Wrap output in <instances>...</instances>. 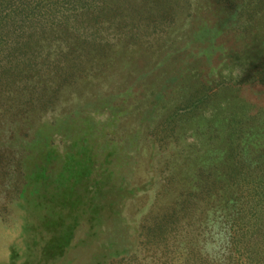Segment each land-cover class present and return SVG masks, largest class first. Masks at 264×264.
Returning <instances> with one entry per match:
<instances>
[{
  "label": "trees",
  "instance_id": "16d2710c",
  "mask_svg": "<svg viewBox=\"0 0 264 264\" xmlns=\"http://www.w3.org/2000/svg\"><path fill=\"white\" fill-rule=\"evenodd\" d=\"M105 117L109 147L134 134L129 117L145 123L153 166L141 183L133 162L97 216L120 208L111 264L163 235L166 264H264V0H0V119L18 132L0 144V187L26 184L47 123L66 138L63 173L86 151L76 184L105 179L90 157L106 143L88 139Z\"/></svg>",
  "mask_w": 264,
  "mask_h": 264
},
{
  "label": "rangeland",
  "instance_id": "374dc122",
  "mask_svg": "<svg viewBox=\"0 0 264 264\" xmlns=\"http://www.w3.org/2000/svg\"><path fill=\"white\" fill-rule=\"evenodd\" d=\"M64 8L71 7L66 5ZM54 9L60 10V4ZM163 26L165 25L158 28ZM107 117L101 119L106 128L99 136L88 135L90 141L94 138L100 144L101 141L106 143L110 135H113L111 130L117 120H112L113 116L112 119ZM127 120L129 121L124 120L121 123L135 129L128 141L117 143L118 145L110 144V147L106 143L95 152L96 156L91 154L90 162L107 170V177L104 179V172L100 170L98 175L93 171L96 177L94 181L98 182L93 181L89 185H82L83 182H79L81 185L76 184L79 179L77 177L82 174L79 170L88 160L86 151L77 152V157L72 161L74 169L63 173L60 154L66 145V138L51 129L49 123L36 131L32 129L31 135L34 137L28 142L35 147L38 154L28 155L26 158H37V165L33 169L27 160L24 161L26 184L20 190L11 193L9 187H0V264H111L109 259L121 247L120 244H124L120 208L116 206L111 217L105 215L103 221L97 216L104 210L106 213L109 211V204L106 203L112 189H116V184L131 185L133 162L140 159L134 170V179L141 183L147 179L145 170L153 167L149 166L148 160L151 148H144L145 142L143 143V135L147 133L145 123L138 117H129ZM14 122L12 127H23V120ZM1 123L4 122L0 119V144L3 141L5 144L7 139L18 132L11 135V127ZM102 125H96V128L99 129ZM49 128L53 133L51 135ZM45 137L52 141L51 148L54 151L48 154L47 150L45 154H39L44 149L41 141ZM25 139L27 141L28 138L24 137ZM262 141L264 142V138ZM113 145H116V149ZM152 155L156 157L155 153ZM92 199L98 209L94 213L91 211L93 207L88 203ZM108 219L111 223L109 231L105 228L107 224L109 226ZM130 236L128 234L127 241L132 240ZM156 237L140 239L141 243H135L132 247L136 250V255L125 261V264H166L164 240ZM128 255L131 253L126 256ZM239 263L244 264L245 260L240 258Z\"/></svg>",
  "mask_w": 264,
  "mask_h": 264
},
{
  "label": "bare ground",
  "instance_id": "6f19581e",
  "mask_svg": "<svg viewBox=\"0 0 264 264\" xmlns=\"http://www.w3.org/2000/svg\"><path fill=\"white\" fill-rule=\"evenodd\" d=\"M24 228V227H23Z\"/></svg>",
  "mask_w": 264,
  "mask_h": 264
}]
</instances>
